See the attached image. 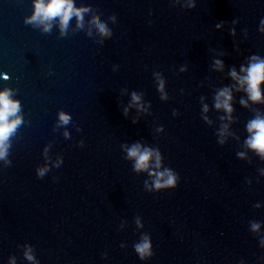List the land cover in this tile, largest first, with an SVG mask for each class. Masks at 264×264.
<instances>
[{"label":"water","instance_id":"water-1","mask_svg":"<svg viewBox=\"0 0 264 264\" xmlns=\"http://www.w3.org/2000/svg\"><path fill=\"white\" fill-rule=\"evenodd\" d=\"M190 2L75 0L91 15L84 32L76 22L66 39L58 18L47 32L25 22L33 0H0V88L12 90L22 114L9 162L0 159V264H27L29 250L39 264H264V159L244 144L245 125L264 104L241 107L243 93H235L223 144L218 129L228 121L212 107L215 89L231 82L228 66L264 56V0H195L187 9ZM214 58L225 61L224 73L211 68ZM132 91L147 111L133 106L126 118ZM62 117L71 130H61ZM136 141L160 149L159 170L179 173L176 188H144L152 177L125 158L124 146ZM43 172L52 175L42 183ZM142 233L155 253L146 261L133 247Z\"/></svg>","mask_w":264,"mask_h":264},{"label":"clouds","instance_id":"clouds-1","mask_svg":"<svg viewBox=\"0 0 264 264\" xmlns=\"http://www.w3.org/2000/svg\"><path fill=\"white\" fill-rule=\"evenodd\" d=\"M195 0H191L187 9L195 8ZM151 15V13H149ZM90 13H79L77 11L75 0H33V12L30 16L25 18L26 23L42 26V30L47 32L52 27V21L56 18L59 19V27L61 33L67 37L69 36L73 25L78 22L81 32L85 31L86 19L90 17ZM116 19L115 16L112 17ZM151 23V21L149 22ZM233 25L237 23V19L231 22ZM225 26V22L221 21L215 24V28L220 30ZM94 28L98 30L99 34L103 37L110 38L112 31L104 22H97ZM258 31L264 33V17L259 20ZM229 34L232 37L236 36V29L232 27L229 29ZM234 47L239 51V46L235 44ZM225 61L221 58H214L212 60L211 68L220 73L225 72ZM187 70V66L183 65L180 68L181 72ZM156 77V90L160 93L161 100H167L168 94L165 90L166 79L160 72L154 73ZM4 79H8V75L3 74ZM226 78L230 79V83L222 84L217 87L213 93L212 107L216 110H222L224 115L219 119L228 121L222 123L218 129L219 136L221 137L218 142L223 144L225 141L223 136L228 132L230 123L234 120L233 112L235 111L234 104L236 102L235 93H243L239 97V104L241 107L248 108L251 104H264V56L259 54H250L244 57V62L239 64V70L235 64L227 67ZM183 92V89L180 90ZM202 102V119L211 124L212 121L207 115H203L209 111V105L203 103L205 97H200ZM151 102H148L150 106ZM136 106L138 109L147 111L142 101V95L136 91L131 92V100L129 105L124 108L123 115L127 118L129 109ZM176 114V110H173ZM138 120L133 119L132 123H137ZM22 123L21 104L18 98L14 97L12 90L8 87L0 88V159L7 162L8 148L10 146V136L15 132L16 128ZM61 130L69 131L73 128V121L68 118H61ZM248 135L245 137L244 144L246 147L258 156L264 159V114H257L249 119L245 125ZM163 130V125L160 126L158 131ZM230 134V133H229ZM71 142V137L67 138ZM81 147H84L81 142ZM127 153L126 159L133 161V171L141 172L146 171L152 177L151 184L145 181L144 188L149 192H159L161 190L176 188L180 182V175L173 168L164 166L162 170L163 154L159 148H153L147 144H142L139 141L132 143L130 146H124ZM50 155V153H49ZM245 153L238 152V157H243ZM65 165H61L56 171L60 172L64 169ZM51 172H43L39 174V179L43 183L51 176ZM59 186V181H57ZM257 207L259 205L257 204ZM138 227H143L140 219L136 220ZM252 230L258 231L260 229L259 223H252ZM140 242L136 243L133 247L138 257L142 261H146L155 255L153 251V244L148 234H141ZM259 244L264 247V237L259 239ZM123 247V245H121ZM107 257V253L104 254ZM9 264H15L14 259L10 258ZM27 264H39L36 259L34 251L29 250L27 256Z\"/></svg>","mask_w":264,"mask_h":264}]
</instances>
